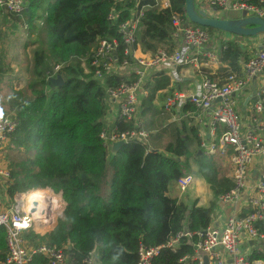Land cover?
Wrapping results in <instances>:
<instances>
[{"label": "trees", "instance_id": "1", "mask_svg": "<svg viewBox=\"0 0 264 264\" xmlns=\"http://www.w3.org/2000/svg\"><path fill=\"white\" fill-rule=\"evenodd\" d=\"M133 1L26 0L27 9L21 14L0 12V50L3 40L19 31L27 41L41 32L46 37L44 45L31 51L26 84L2 101L4 111L14 112L18 120L11 137L16 156L6 157L12 177L7 195L12 199L27 191L49 189L61 197L65 207L55 228L44 236L30 232L24 238L28 246L62 249L70 257V264H84L93 250L97 264H137L140 247H161L183 229L206 230L218 197L234 187L231 179L219 174L213 155L198 154V109L185 102L162 114L164 101L183 91L185 83L173 79L172 74L178 77L184 65L154 73L144 84L147 95L140 97L137 114L144 119L140 129L148 134L151 146L130 141L109 154L100 138L106 131V94L136 79L110 75L98 82L92 78L95 68L90 63L101 39L115 41V54L123 58L118 26L127 20ZM137 1L139 5L154 3ZM170 1L172 11L183 17L185 0ZM111 11L117 14L114 22L107 19ZM40 20L42 25L37 23ZM198 28L210 35L217 32ZM171 33L168 12L147 10L138 26L134 48L151 54L158 50L170 53L176 47ZM243 39L234 36L219 51L220 76L240 73L241 62L247 59L246 48L241 46ZM55 65H61L58 75L63 83L59 87L46 79ZM3 67L0 55V78ZM112 129L119 134L140 130L132 121L118 118L107 131ZM191 144H195L194 151ZM187 175L210 192V207L203 208L188 196L169 197V184L176 185ZM256 228L264 238V223H257ZM6 254L5 231L0 228V264ZM186 254L191 255L192 248L181 240L175 252L162 248L152 264H179ZM249 260L264 264V243L252 250ZM45 262L36 255L29 264Z\"/></svg>", "mask_w": 264, "mask_h": 264}, {"label": "built area", "instance_id": "2", "mask_svg": "<svg viewBox=\"0 0 264 264\" xmlns=\"http://www.w3.org/2000/svg\"><path fill=\"white\" fill-rule=\"evenodd\" d=\"M122 1V0H120ZM153 5H139L137 0L128 8L127 20L121 22L118 31L124 44L123 58L115 54L117 43L101 39L97 41L90 67H94L93 79L103 82L106 76L118 75L135 77L132 83H123L116 90L106 94L108 113L104 118V130L100 138L107 149L112 151L116 143L130 141L149 145L148 134L141 130L142 119L137 115L140 97L146 96L144 84L150 77L166 67L184 65L198 68L205 60L209 68L215 70L220 66L219 51L232 35L216 32L208 34L194 25L184 16L172 11L170 0H153ZM204 3L210 7L205 12ZM197 12L214 18L215 12L229 13L228 19H235L242 13L264 20V0H194ZM27 9L26 0H0V12L21 14ZM156 9L168 12L172 27L171 37L176 44L168 53L158 50L155 54L135 49V37L145 11ZM46 16V15H45ZM107 19L114 22L117 14L111 11ZM42 25V21L37 22ZM214 42L217 46H211ZM240 73H229L224 76H208L203 79L195 93L185 95L175 93L163 103L162 114L171 108L180 107L185 102L193 104L200 113L209 111L207 131L199 129V150L206 155H213L227 160L229 179L234 187L218 197L216 204L219 210L229 209L223 218H212L203 232H189L185 229L171 237L166 244L156 248L140 247L137 253V264H152L160 250L165 248L175 252L181 240L192 248V254L179 259V264H263L260 261L250 262L249 257L254 247L264 243L258 233L257 223H264V183L257 184L252 190L247 186L248 170L255 159L264 153L262 135L264 133V35L261 34L259 49L251 54L240 66ZM61 65H55L47 76L48 83L58 75ZM87 73L88 71L85 70ZM129 81V79H126ZM251 83L256 85L252 110L249 114V125L243 126L235 96L241 94ZM190 115V114H188ZM132 121L138 131L118 133L115 129L107 130L114 120ZM175 117H173L174 119ZM195 121L200 128L202 123ZM18 120L14 112L6 113L0 106V228L5 231L7 254L1 264H29L33 257H43L45 264H70L71 259L62 249L47 245L28 246L25 235L33 232L44 236L51 232L62 219L64 203L59 195L49 189L39 190L43 197L29 203L31 191L17 194L12 199L7 190L12 177L7 165V155L12 148L11 137L16 131ZM109 151V150H108ZM7 152V155L4 153ZM111 154V153H110ZM264 182V175L262 176ZM195 178L187 175L176 182L177 188L184 192L191 187ZM197 240L194 241L193 239ZM252 242V245H249ZM259 243V244H258ZM84 264H97V253L90 252Z\"/></svg>", "mask_w": 264, "mask_h": 264}, {"label": "rangeland", "instance_id": "3", "mask_svg": "<svg viewBox=\"0 0 264 264\" xmlns=\"http://www.w3.org/2000/svg\"><path fill=\"white\" fill-rule=\"evenodd\" d=\"M204 10L207 13H210V7L207 3H204ZM210 17H212L211 14H209ZM216 17H221L219 13L215 15ZM227 16V14H225ZM223 19V18H222ZM46 37L43 32L39 33V35L36 36V34H32L29 37V40H26V37L22 32L16 33L14 36H9L8 38L3 40L2 49L0 50V55L3 58V74L0 78V106L4 111V108L2 106V101L5 96L9 95L12 91L21 89L27 82L28 78V69L30 66V56L31 51L35 47L39 46V44H45ZM9 113V112H8ZM11 113V112H10ZM138 115V114H137ZM173 119V118H172ZM144 123V119L142 120ZM164 141H167L166 138H163ZM151 146V143H149ZM152 146H154L152 144ZM109 154L111 153L112 148L108 147ZM195 144L190 145V150H195ZM17 151H21L20 149ZM16 152V149L14 146H12L8 156L12 157ZM7 155V152L4 153ZM16 156V155H15ZM13 156V157H15ZM215 161L218 165L219 174L221 176H228L229 178V164L227 160L222 159L220 157L214 156ZM170 183L168 186V195L172 198H179L182 199L184 196L190 197V199H197L198 204L203 208H208L211 205L212 197L210 195V192H208L207 188L202 185V183L199 182V187L203 188L204 190L202 192H194L190 190V187L184 191L181 192L177 186ZM171 185V186H170ZM37 191V190H36ZM214 210V209H213ZM212 211V215H213Z\"/></svg>", "mask_w": 264, "mask_h": 264}, {"label": "crops", "instance_id": "4", "mask_svg": "<svg viewBox=\"0 0 264 264\" xmlns=\"http://www.w3.org/2000/svg\"><path fill=\"white\" fill-rule=\"evenodd\" d=\"M217 13H219L221 15V17H216L215 15ZM225 14L226 13H224V12L223 13L222 12H215L213 15H214V18L228 19L229 13H227V16H225ZM260 40H261V35H258L255 37L244 38L242 40L241 46L246 48L247 58L259 49ZM210 45L211 46H217V44H214V42H212ZM242 63H243V61L241 62V64ZM171 67H173V66H171ZM220 67H222L221 64L217 69L213 70V69L209 68V65L206 63L205 60H202L200 62V66L198 68L195 69L192 67H189V68L186 67L184 69V71H182L178 75L179 78L174 74H172V77H173V79H176V81L179 79L180 82H184L185 84L182 86V89H183L182 94L190 95L192 93H195L198 86H200L201 82L203 81V79L205 77L212 76V77L216 78L217 76H220L218 74ZM166 68H164V69H166ZM256 88H257L256 85L251 83L250 85H248V87H246V89H244V91L241 94L235 96L236 105H237V108L239 110L240 121H241L243 126L249 125V120H248L249 114L252 110L254 101L256 100V96H255ZM252 99H254V101H252ZM209 114H210L209 111L204 112V113L199 112L197 114L198 122L202 123L200 125V128H199L200 131H203V132L207 131L206 125L208 123ZM195 123H196V121H195ZM262 139H263V144H264V133L262 135ZM114 151H112L111 154ZM263 175H264V153L260 157H258L257 159L254 160V162L252 163V165L250 166V168L248 170L247 186H248L249 190H252L253 187L259 183L263 184V179H262ZM199 182H200L199 180H195L194 184L190 187V190L197 192V193L202 192L205 188L204 187H203L204 189L202 187L200 188ZM213 212L214 213L212 215V218L213 219L216 218V219L221 220L223 218V216H226L229 214V209L227 208L226 210H223V209L219 210V208L216 204V207L214 208Z\"/></svg>", "mask_w": 264, "mask_h": 264}, {"label": "water", "instance_id": "5", "mask_svg": "<svg viewBox=\"0 0 264 264\" xmlns=\"http://www.w3.org/2000/svg\"><path fill=\"white\" fill-rule=\"evenodd\" d=\"M184 13L188 21L197 27L210 28L220 33L244 38L255 37L261 34L264 35V20L248 16L246 13H242L235 19L206 17L204 14L196 11L194 0H185ZM49 83L54 87H59L62 85L63 79L60 75H57L56 78L50 80ZM252 101H254V99H252ZM123 144V142H118L115 148L118 149ZM198 154H201V152L198 151ZM249 245L251 246L252 242H249ZM257 248L258 246L254 247V249ZM206 262L207 259L204 255V264H206Z\"/></svg>", "mask_w": 264, "mask_h": 264}, {"label": "bare ground", "instance_id": "6", "mask_svg": "<svg viewBox=\"0 0 264 264\" xmlns=\"http://www.w3.org/2000/svg\"><path fill=\"white\" fill-rule=\"evenodd\" d=\"M33 191H36V190H33ZM33 191H31L32 193H31V196L29 198V203H31L32 201L38 200L39 198L43 197L42 196L43 193L41 191H39V190H37L36 192H33Z\"/></svg>", "mask_w": 264, "mask_h": 264}]
</instances>
